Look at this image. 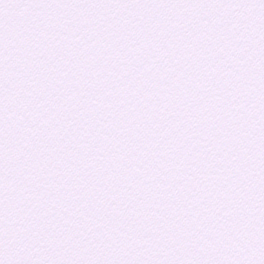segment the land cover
<instances>
[{
    "label": "snow or ice",
    "instance_id": "1",
    "mask_svg": "<svg viewBox=\"0 0 264 264\" xmlns=\"http://www.w3.org/2000/svg\"><path fill=\"white\" fill-rule=\"evenodd\" d=\"M0 264H264V0H0Z\"/></svg>",
    "mask_w": 264,
    "mask_h": 264
}]
</instances>
